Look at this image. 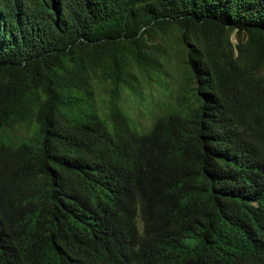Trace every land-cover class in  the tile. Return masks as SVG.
Listing matches in <instances>:
<instances>
[{"label": "trees", "instance_id": "obj_1", "mask_svg": "<svg viewBox=\"0 0 264 264\" xmlns=\"http://www.w3.org/2000/svg\"><path fill=\"white\" fill-rule=\"evenodd\" d=\"M0 264H264V0H0Z\"/></svg>", "mask_w": 264, "mask_h": 264}, {"label": "rangeland", "instance_id": "obj_2", "mask_svg": "<svg viewBox=\"0 0 264 264\" xmlns=\"http://www.w3.org/2000/svg\"><path fill=\"white\" fill-rule=\"evenodd\" d=\"M237 34L232 32L230 39L233 44L237 43ZM179 39L173 37L171 43L172 52L167 58L166 72L162 75L155 73L144 74L142 81L138 84L140 94L127 96L122 103V109L127 114L133 127L142 126L148 128L155 117L163 114L165 107L175 101V96L180 93L181 86L185 84L184 77L183 47ZM105 87L99 89L98 99L103 95ZM25 135L23 127L15 128L9 132L13 139H21Z\"/></svg>", "mask_w": 264, "mask_h": 264}]
</instances>
